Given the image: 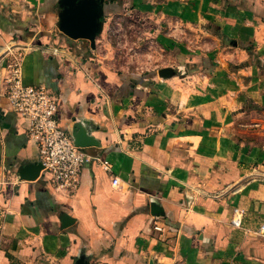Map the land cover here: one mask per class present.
<instances>
[{
    "label": "crops",
    "instance_id": "crops-1",
    "mask_svg": "<svg viewBox=\"0 0 264 264\" xmlns=\"http://www.w3.org/2000/svg\"><path fill=\"white\" fill-rule=\"evenodd\" d=\"M100 1L92 48L58 28L60 0H0V52L21 49L23 81L56 95L64 129L83 121L96 140L71 193L21 178L37 147L0 83V264H264V7ZM120 20L151 36L168 26L181 71L116 65ZM195 23L214 40L181 49Z\"/></svg>",
    "mask_w": 264,
    "mask_h": 264
},
{
    "label": "built area",
    "instance_id": "built-area-1",
    "mask_svg": "<svg viewBox=\"0 0 264 264\" xmlns=\"http://www.w3.org/2000/svg\"><path fill=\"white\" fill-rule=\"evenodd\" d=\"M6 45L0 52V83L11 109L27 120V135L38 152V176L54 191L71 193L80 181L84 164L93 157L85 147L76 145L56 115L57 97L44 84L25 83L21 72V49ZM108 169V162L102 161ZM116 182V180H115ZM244 210L233 208L229 223L241 227ZM256 231L264 236V218Z\"/></svg>",
    "mask_w": 264,
    "mask_h": 264
},
{
    "label": "rangeland",
    "instance_id": "rangeland-1",
    "mask_svg": "<svg viewBox=\"0 0 264 264\" xmlns=\"http://www.w3.org/2000/svg\"><path fill=\"white\" fill-rule=\"evenodd\" d=\"M221 1L223 2L222 4L225 5L228 0ZM250 1L252 4L259 6L260 9L256 13L263 16L264 0ZM115 29L116 31L112 34L108 45L111 47V52L113 53L111 59L117 63L116 65L128 68H134L136 66V69L145 72L155 71L158 67L165 65H172L176 70H180L179 66L181 65H175L177 57L173 55L172 52L175 43L174 40L167 35L168 26L160 27L157 34L153 36L142 33L137 25L129 23L127 20H120V22L116 24ZM186 29L187 31L184 35L179 37L182 38L181 40L185 39V41L190 39L188 42L186 41L189 45L185 46L183 44L184 47L182 45L181 49L195 52L193 50H200L201 47L206 45L210 46L211 40H214V38L208 34L206 28L198 23L189 24L186 26ZM184 36H186V38H183ZM172 37H174V35H172ZM174 38L176 39V37ZM178 48L180 49L179 45ZM182 69H185L184 66Z\"/></svg>",
    "mask_w": 264,
    "mask_h": 264
},
{
    "label": "water",
    "instance_id": "water-1",
    "mask_svg": "<svg viewBox=\"0 0 264 264\" xmlns=\"http://www.w3.org/2000/svg\"><path fill=\"white\" fill-rule=\"evenodd\" d=\"M99 0H60L63 5L59 14L58 28L71 38H86L90 45L94 46L95 35L99 28V16L102 14ZM176 73L172 66H164L157 70V74L162 77H168ZM88 127L83 121H74L72 128L69 129L74 143L79 146H90L96 143V140L88 132ZM41 164L35 160L27 164L20 170V177L24 179H33L38 175ZM69 221L68 216L62 219V225Z\"/></svg>",
    "mask_w": 264,
    "mask_h": 264
},
{
    "label": "trees",
    "instance_id": "trees-1",
    "mask_svg": "<svg viewBox=\"0 0 264 264\" xmlns=\"http://www.w3.org/2000/svg\"><path fill=\"white\" fill-rule=\"evenodd\" d=\"M242 44L240 43V46H241Z\"/></svg>",
    "mask_w": 264,
    "mask_h": 264
}]
</instances>
